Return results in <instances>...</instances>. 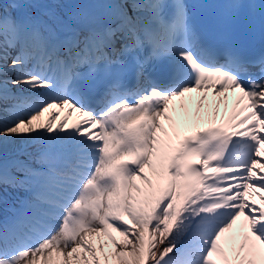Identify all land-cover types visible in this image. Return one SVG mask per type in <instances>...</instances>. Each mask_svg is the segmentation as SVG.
<instances>
[{
    "label": "snow or ice",
    "instance_id": "obj_1",
    "mask_svg": "<svg viewBox=\"0 0 264 264\" xmlns=\"http://www.w3.org/2000/svg\"><path fill=\"white\" fill-rule=\"evenodd\" d=\"M256 36L264 0H0V264H264Z\"/></svg>",
    "mask_w": 264,
    "mask_h": 264
},
{
    "label": "bare ground",
    "instance_id": "obj_2",
    "mask_svg": "<svg viewBox=\"0 0 264 264\" xmlns=\"http://www.w3.org/2000/svg\"><path fill=\"white\" fill-rule=\"evenodd\" d=\"M259 197V196H258ZM256 203H257V205H259L260 204V200L259 201H256Z\"/></svg>",
    "mask_w": 264,
    "mask_h": 264
}]
</instances>
